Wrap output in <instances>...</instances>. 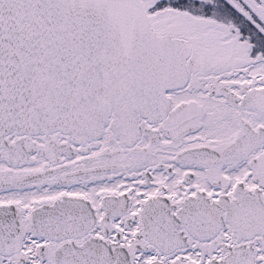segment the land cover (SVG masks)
I'll return each mask as SVG.
<instances>
[{
    "label": "snow or ice",
    "instance_id": "6c2138e0",
    "mask_svg": "<svg viewBox=\"0 0 264 264\" xmlns=\"http://www.w3.org/2000/svg\"><path fill=\"white\" fill-rule=\"evenodd\" d=\"M0 264H264V0H0Z\"/></svg>",
    "mask_w": 264,
    "mask_h": 264
}]
</instances>
